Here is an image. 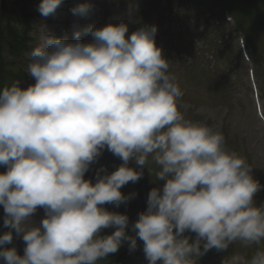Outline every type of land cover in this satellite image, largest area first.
<instances>
[{"label": "clouds", "instance_id": "obj_1", "mask_svg": "<svg viewBox=\"0 0 264 264\" xmlns=\"http://www.w3.org/2000/svg\"><path fill=\"white\" fill-rule=\"evenodd\" d=\"M60 4L41 0L37 10L48 17ZM90 8L71 11L85 17ZM156 34L155 25L129 34L124 21L88 25L71 41L47 32L26 53L35 83L0 89V206L9 229L0 246L12 243L13 232L25 243L23 255L0 247L4 264H97L125 242L135 253L137 238L147 264H198L212 249L228 253L222 264H264V200H255L264 184L245 158L225 150L221 131L185 119L176 65ZM104 149L121 165L110 174L101 166L95 183L86 180ZM150 159L155 182L165 183L150 190L129 235V216L103 206L127 207L137 193L121 188L145 168L150 174ZM38 208L45 216L35 226ZM107 228L115 230L101 235ZM236 242L257 246L250 259L230 252Z\"/></svg>", "mask_w": 264, "mask_h": 264}, {"label": "rangeland", "instance_id": "obj_2", "mask_svg": "<svg viewBox=\"0 0 264 264\" xmlns=\"http://www.w3.org/2000/svg\"><path fill=\"white\" fill-rule=\"evenodd\" d=\"M89 1V0H87ZM85 0V2H87ZM92 2V6L90 8V11L88 13L87 16L82 17V16H78L80 19H90V18H95L97 20V24H98V28L99 27H103L104 25L107 24L109 19H116V16H114L111 12L107 9L106 6H104L103 8H101V5L103 4H108V3H114L115 5L118 6L122 4L123 0H90ZM122 1V2H121ZM140 0H135V4L132 3L133 5H137L139 3ZM101 2V3H100ZM95 5V7H94ZM100 6V7H99ZM102 10V13H101ZM91 11L93 12V15H91ZM32 13H39L36 9H34L33 5H32ZM96 13V14H94ZM40 15V13H39ZM52 16V15H49ZM57 16V15H55ZM78 17H76V19H78ZM188 12H180L179 18L178 20L182 23V32H184V35H182L181 33H179L178 31L176 32V34L174 35V40H173V45L176 46L178 44H181L184 48H189L190 47V37L191 34L194 32L195 28L191 27L190 24H188ZM103 21V22H101ZM40 27H42V29L45 28V25L40 21ZM32 27H34L35 22H31ZM13 26L16 29H21V26H19V24L13 23ZM51 29V27H54V29L58 30L59 26L57 24H52V25H46V29H49V27ZM81 29H83V26L80 27ZM15 29V30H16ZM65 32L69 31V34H72V28H69V26L65 27ZM24 32V31H23ZM74 32V31H73ZM28 36V35H27ZM29 36H31L29 34ZM42 36L41 33H35L32 30V43L30 45H34L35 42H38V40L40 39V37ZM29 38V37H28ZM89 39V38H86ZM182 42H180V40ZM170 46H167L163 49V55L167 58V50ZM4 56L7 57L9 60L14 62V65L12 66V74H17L19 71L24 70V68L26 69V62L25 60L28 58L26 53L24 54H10L8 51H6V53H4ZM168 59V58H167ZM176 64V63H173ZM184 68L182 67H178L176 66L174 71L172 72L173 75H175L176 79L180 78V82H181V89L185 91L186 93V98L184 99V103H181L178 101V106L180 111L182 112V114L184 115L185 119H188L190 121L193 122H198V123H204L207 124L209 126H213L215 128H217L219 131H221L226 137H230L229 139L232 141V143H234V147L237 145L236 142H234V138H237L240 136H244L246 138H244V141L246 142V146L243 147L241 146L240 149V155L248 162V164L253 168L252 170V174L254 176L255 179L259 180L261 184H264V136L263 133L261 132V128L258 125V122L256 121V119L254 118L253 113H251L249 104L246 100H244V102L242 103V108L244 113H246L245 118H247L246 120H243L241 122L239 114L233 113L232 115L225 116V111L223 109H220L216 104H219L220 102V94H217L214 98H212L215 103H211L212 105H209V101H207L208 98V93L207 92V88L205 86H203L202 84V80H200L201 77L196 76L193 80L192 77L188 74V72L183 71ZM34 78H32L33 80ZM196 87H200V91L197 89L195 91L192 90V86ZM22 88H24L22 86ZM240 100H242V96H240ZM236 99V98H235ZM237 100V99H236ZM238 109H240L239 106H237ZM237 109V110H238ZM226 122V130L221 129L223 123ZM231 126V131H228V126ZM229 135V136H228ZM240 142L243 140V137L238 139ZM224 148L225 150H230L227 147V144L225 142L224 144ZM227 148V149H226ZM250 149H251V153L250 154ZM243 150H246V152H243ZM102 157L103 158H108L111 157V152L110 151H103L102 153ZM112 158V157H111ZM122 161H119L116 163H112V164H106L102 161H97L95 163H93L90 166L89 171L87 172L88 175L85 174V179H91L92 182L95 181L96 179V171L97 169H99L101 166H104V168L106 169L107 173H111L113 171H115L120 165H121ZM0 167H3L2 165H0ZM133 168H135L136 170H139V167L135 164L134 162V166H132ZM148 168L150 170V174L148 172V170L145 168L144 169V175L142 176V178L135 182H129L127 185L123 186L121 188V192L124 195H128L129 193L132 192H136L137 195L134 199H132L127 207H125L124 204H121L119 207H116L115 205L112 204H106L103 207H105L107 210L109 211H115V212H119V213H126L129 218H130V223H129V227L126 229V231L128 232L129 235H135V233L132 231L131 229V224L134 223L137 219H138V213L143 212L146 210V207H142L143 206V202L145 200H147V196L148 193L150 192V190L154 187H161L163 186V184L165 183L164 181H156V175L154 170L158 168V166H156L154 164V162L149 161L148 164ZM155 182V183H153ZM138 192H141L142 194H138ZM256 200L258 201H262L264 200V189H262L260 192H258L256 194L255 197ZM257 203V202H256ZM3 211V207L0 206V235H3L4 232L9 231L8 228L4 227L3 224V219H4V212ZM45 216V212H43V217ZM115 229L114 228H107V229H103L101 232V235H110ZM185 235H191L192 238H195V234L194 233H185ZM13 246H15L17 248V252L20 255H23V250H24V246L25 243L21 238L16 237L15 233L13 232ZM137 250L135 251V253H132L131 255L133 257H145L144 253H143V241L139 240L137 238ZM127 247V242H125L121 248L118 250V252L114 253V254H109V257L104 258L102 260H99L97 262V264H111L114 260L117 261L120 258V254L122 252H125V254H128L127 248L124 249V247ZM123 247V249H122ZM257 246L253 245L251 247L248 248H244L241 246V244L239 242H236L232 248L230 249V252H235L238 254L241 253H247L250 256H252L253 254L251 253L252 250L256 251ZM251 250V251H250ZM228 255V253L225 252H217L215 249H212L210 251H208L204 256L200 257L198 260V264H222V259ZM114 259V260H113ZM112 260V261H110ZM143 263V262H142ZM144 264V263H143ZM159 264V262H158Z\"/></svg>", "mask_w": 264, "mask_h": 264}, {"label": "bare ground", "instance_id": "obj_3", "mask_svg": "<svg viewBox=\"0 0 264 264\" xmlns=\"http://www.w3.org/2000/svg\"><path fill=\"white\" fill-rule=\"evenodd\" d=\"M87 1V0H86ZM79 4H89V5H93L92 2L89 0L87 2H85V0H61V4L58 6V8L56 9L55 13L52 14V16H48L46 17V23L49 25L52 24H58L59 25V29L56 30L54 29V27H51V29L49 28L47 30V32L55 37H65L66 35H62V24L64 21H68L70 20V18L74 17L73 12L71 11L73 7L79 5ZM94 11H91V15H93ZM96 14V13H95ZM57 15V16H55ZM94 17V15H93ZM97 20L95 18H90V19H78L74 24H70L72 27L73 31L79 30L81 29L80 27L83 26L86 27L88 25H92L94 27L98 28V24H97ZM46 32V34H47ZM68 40H72L73 37H67ZM89 38V39H86ZM81 40L84 42H90L91 41V37L90 36H82ZM43 212L44 209L43 208H38L37 212L34 213L32 215V217L30 218L31 221L33 222V224L35 226H39L41 220L44 218L43 217Z\"/></svg>", "mask_w": 264, "mask_h": 264}]
</instances>
